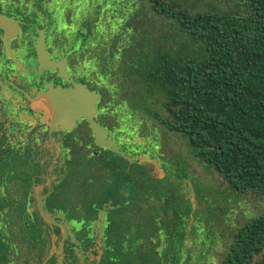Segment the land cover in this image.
<instances>
[{"label": "flooded vegetation", "instance_id": "1", "mask_svg": "<svg viewBox=\"0 0 264 264\" xmlns=\"http://www.w3.org/2000/svg\"><path fill=\"white\" fill-rule=\"evenodd\" d=\"M160 1L188 11L186 0ZM196 5L201 9L202 1ZM161 9L158 0H0V212L10 226L6 237L14 239L17 234L27 241L22 248L17 243L18 254L1 251L4 264H16L24 254L22 264L26 256L35 261L39 257L41 264L52 233L50 258L56 264L63 223L72 234L70 238L65 233L62 240L63 259L66 246L71 248L72 261L66 264H75L87 251L91 255L83 260L92 264H99L103 256L122 259L144 254L157 259L164 252L161 246L169 249L170 238L179 249L176 257L190 255L198 261L217 252L216 236L202 240L203 218L196 220L203 227L196 234L198 241L188 232L195 203L199 198L209 203L211 196L198 189L203 183L189 162L190 157L197 158L187 139L157 116L164 110L145 107L148 103L142 100L143 54L158 45L165 47V34L158 32L169 31L166 25L172 21ZM38 50L54 63L43 66ZM78 85L94 95L92 110L86 113L100 128V141H111L131 161L98 144L84 113L69 123H54L44 94L49 87ZM182 146L187 155H182ZM143 157L148 162L139 161ZM28 164L38 165L39 171L30 174ZM142 167L150 168L152 175H145ZM147 200L159 201V208L170 217L155 216L150 225L140 217L121 224L120 214L129 207L137 213ZM39 205L53 216V225L39 216ZM212 206L205 209L209 221ZM81 210L89 212L85 219L78 215ZM143 239L154 245L152 251L144 250ZM127 244L133 245L132 252L125 250Z\"/></svg>", "mask_w": 264, "mask_h": 264}, {"label": "trees", "instance_id": "2", "mask_svg": "<svg viewBox=\"0 0 264 264\" xmlns=\"http://www.w3.org/2000/svg\"><path fill=\"white\" fill-rule=\"evenodd\" d=\"M219 1L225 9H205V3L197 9V0H186V11L158 0L172 17L168 34L179 42L143 54L142 100L145 107L165 111L156 114L187 139L196 161L224 179L231 193L250 192L264 200V0ZM214 198L216 192L209 203ZM166 250L157 259L103 256L99 264L203 263L190 257L180 263L179 249ZM255 256L256 264H264V204L260 214L221 237L209 264H251ZM0 262H6L3 256ZM39 262L38 257L34 264Z\"/></svg>", "mask_w": 264, "mask_h": 264}, {"label": "rangeland", "instance_id": "3", "mask_svg": "<svg viewBox=\"0 0 264 264\" xmlns=\"http://www.w3.org/2000/svg\"><path fill=\"white\" fill-rule=\"evenodd\" d=\"M202 4L205 3V9H208V7H210L211 5H214V7L216 8H221V9H225L226 7V3L223 1H219V0H201ZM210 5V6H209ZM164 33L166 35V39L167 42H165L163 45L166 47H172L173 45H175L176 43L179 42V37H176V39L174 41V37L170 36V34H168V30H164V31H159L158 33ZM167 32V33H166ZM171 37V38H170ZM170 38V39H169ZM181 40H184V36H180ZM174 43V44H173ZM181 153L182 155L186 154L187 155V151L186 148L184 146L181 147ZM111 156L116 159L119 160V158L116 157V155H112ZM198 161V160H197ZM196 159L190 157L189 158V162H190V167L191 169H194L196 173L199 174V177L201 178V182L199 181V177H196V179H194L195 184H197V181L200 183L205 184V186L202 184V186H200L199 191L202 192L203 194H210L213 195V192L217 193V199L213 200L214 202L208 203L205 199H201L199 198L197 200V202L195 203L196 206L194 207V209H196V211L191 212L190 216V223L188 224V232H190V237L191 239H193V241H198L199 240V236H196V234H199V232H202L203 227L200 226V224H204L203 226L205 227V231H204V237H203V241L204 242H209L212 240V238L217 235V248L219 247L220 244V240L221 237H223L228 231L232 230L234 227H238L239 225H241L244 220L250 218L253 219L254 216H257L258 214L261 213L262 208H263V204H264V200L262 197H259L256 194L247 192L244 194H237L236 192L233 194L229 191L228 187L225 184L224 179H222L221 177H219L218 175H216L214 173V171H212L211 169L205 168L203 164H200L199 162H197ZM17 167H24V171L26 170V166L25 165H18ZM27 171L31 173H37L39 170L38 165H33V164H28L27 165ZM142 172L145 173V175H152V171L150 168H146V167H142ZM26 174V173H25ZM41 177V175H40ZM173 186V185H172ZM203 188H205V190H203ZM99 195H101V192H98ZM209 204H213V208H214V214L212 216L211 221H209L210 218V214L209 213H205V209L208 207ZM160 202L153 200V201H145L143 204H141L139 210L137 211V213L134 212V210L129 207L127 209L126 212L120 214V222L121 224H124V226L129 225L134 223L136 217H140V218H147L148 219V223L147 225H150L151 223H153V217L155 216H161L162 219L167 220V218H169L170 214L168 211L164 212L159 208L160 206ZM87 211L85 210H81L78 215L82 218L85 219L88 216ZM176 213H178V211H176ZM3 215L6 214V216H9L7 213H2ZM206 214V216H205ZM0 216H1V212H0ZM203 218V219H202ZM3 216H1V220H0V253L1 251L3 252L4 250L6 252L7 249L10 251H16V253L14 254H18V247H17V243L21 245V248L23 247L22 244H27V241L25 239V237H21L17 234L14 235V239H8L6 236L8 235V230L9 227L7 228V221L3 222ZM202 219V222H199L200 224H197L196 220ZM204 220V221H203ZM126 224V225H125ZM5 226V227H4ZM15 231L17 229H14ZM123 231L126 232V229H122ZM187 232V234H189ZM26 234V233H25ZM30 231L28 232L27 235V239H30ZM153 234V233H152ZM228 240L229 237L226 236ZM34 240L37 238V236L34 234L33 236ZM57 239V238H56ZM182 237L178 238V241L181 242ZM80 243V242H79ZM167 243L171 244L168 247L173 248L175 245V242L173 241V239H169L167 240ZM225 243H228L225 242ZM126 244V243H125ZM124 244V245H125ZM132 244V243H131ZM131 244H127L125 247V250H128L130 252L133 251V245ZM179 244V243H178ZM123 245V246H124ZM142 245L144 247L145 251H152L154 249V245L148 243L147 240L143 239L142 241ZM225 244H222V246ZM33 246L36 248L37 247V243L35 242L33 244ZM38 248V247H37ZM14 249V250H13ZM70 246L67 245L66 246V253H63L62 256L65 259V264L66 262H70L72 260H69L68 258L71 257V251H70ZM162 251H167V246H161L159 248ZM82 250V249H81ZM22 251H24V249H22ZM163 253V252H162ZM184 253V251L182 252V254ZM26 254H24L25 256ZM86 255V256H85ZM90 252H82V259L89 258L90 256ZM24 256H22V258H18L17 259V263L16 264H22V260L24 258ZM184 257V256H183ZM180 257V263H182V261H185V258ZM190 257V255H189ZM205 257V258H204ZM200 259H197L199 262H202V264H209L210 262H214L215 257L209 258L207 259L206 256H204ZM33 257H27L26 256V264H34L35 260H32ZM133 259V257H131ZM259 256H255L251 262V264H256L257 260H258ZM62 258V264L63 260ZM97 259V258H96ZM95 259V260H96ZM3 262V261H2ZM0 262V263H2ZM98 262V261H97ZM3 264V263H2ZM126 264H131V262L128 261V263L126 262Z\"/></svg>", "mask_w": 264, "mask_h": 264}, {"label": "water", "instance_id": "4", "mask_svg": "<svg viewBox=\"0 0 264 264\" xmlns=\"http://www.w3.org/2000/svg\"><path fill=\"white\" fill-rule=\"evenodd\" d=\"M0 24H3V20L0 19ZM38 55L40 57L41 63H43V66H50L51 63H54L48 59V56H45L41 50H38ZM46 63V64H45ZM49 91L44 94V99L48 102V104L51 107V111L53 112L52 119L55 124H63V123H69L73 121L74 118H78L80 113L86 114L87 119L89 120L90 126L92 128V131L95 135V138L98 142L99 145L104 146L106 148L111 149L118 155H120L123 158H126L128 161H131L132 159L124 156L120 151H118L111 143L109 142H101V130L97 126V124L90 119L89 114L92 110V105L94 100V95L87 92L84 90L80 85L74 86V88H67V89H62V88H48ZM87 111V113H86ZM139 161H147V157H143ZM157 167V165H156ZM159 170V169H158ZM38 214L39 216L49 225H53V216L42 209V206L39 205L38 208ZM104 212L99 213V220L101 221L103 219ZM58 217L61 218V215H58ZM95 225H98L96 223ZM62 229V237L61 241L59 242L57 252L60 254L56 264H62V257H61V248H62V240L65 238V233L68 235L70 238L72 237L71 232L68 231V226L63 223L61 225ZM54 254V234H51L50 238V246H49V251L46 255V257L43 259V262L41 264H44L52 255Z\"/></svg>", "mask_w": 264, "mask_h": 264}]
</instances>
